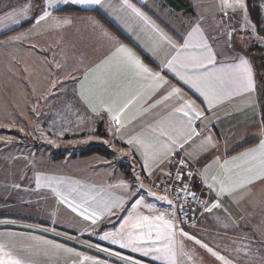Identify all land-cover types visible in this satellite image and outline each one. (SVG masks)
I'll return each mask as SVG.
<instances>
[{"label":"crops","instance_id":"crops-1","mask_svg":"<svg viewBox=\"0 0 264 264\" xmlns=\"http://www.w3.org/2000/svg\"><path fill=\"white\" fill-rule=\"evenodd\" d=\"M187 1L192 4L193 10L178 9L167 0H127V4L132 7L125 5L124 0H103V7L77 3L74 0H53L51 6L49 0H0V94L6 87L13 90L10 79H13L15 73L16 76L20 74L22 61L19 60V55L26 61L29 54L35 58H44L54 78L73 79L70 88L62 87V83L44 88L53 96H40L38 102L45 104L42 108L35 107L33 95L37 92L36 87H29L31 90L27 89V93L32 94L33 104L29 108L32 107L31 113L35 114V118L28 117L23 121L24 132L18 130L19 133L16 134L17 132H12L16 130H12L10 133L18 136L19 138H15L18 141L41 138L39 141L49 143V137H54L61 142L69 134H75L74 131H82L81 127H107L105 123L108 121L113 141L123 149L119 151L120 156L133 158V164L136 162L138 171L143 176V181L145 180L141 182L156 193L152 196L145 188L140 192H133L138 182L128 185L129 181L124 174H118L119 166L100 154L76 155L80 159L94 158L93 170L97 168V174L91 179L85 176L88 175L86 167L79 174L77 168L62 164L67 157L76 160L75 156L59 155L61 160L56 159L55 164L58 165L59 162L61 165L55 168L41 164L31 166L33 156H39L41 145L37 146V150L17 148L11 152L0 151V200L12 197L15 200L8 202L17 203L15 210L6 212L1 211L6 204L0 201V218H6L0 219V222L14 225L16 223H13V219H16L20 221L17 226L21 229L30 228V222H37L42 224L37 228L42 232L49 225L47 234H53L52 231L56 230L53 226L63 230L77 229L84 240L102 243L133 255L147 264H173L168 257L171 253H176L175 247L166 253L164 240L156 241L155 227L152 228L151 238L146 237L141 247L151 248L155 242V247L161 251L152 250L149 255L133 251L131 247H121L120 243H112L111 239L104 240L101 237L105 233L121 231L122 225L125 236L130 231L138 233L139 229H132L130 224H125L129 215L152 218L159 215L160 206L167 201L159 199L163 195L154 190L151 184L148 185L147 179L150 182L151 179L161 182L166 180L174 158L182 155L186 167L196 172L195 182L202 197L201 203L194 210V220L182 232L181 248L188 249L184 252L186 261L189 264H225V261L230 264H264V177L249 179L253 176V173L246 171L252 166L250 158L241 159L243 153L257 148L264 139L260 135L264 119L252 61L240 49L257 40L262 42L263 35L257 27L254 29L258 39L254 37V33L250 34L253 28L250 22L231 24V18L244 12H233L231 9L222 11L219 7L220 0ZM62 8L94 12H57ZM133 9L143 15H138ZM45 12L49 15L40 20ZM95 12L102 14L120 33ZM219 19L222 20L221 24H216ZM227 24L235 25V29L225 34L223 29ZM23 25L27 26L22 27ZM197 25L215 54V69L239 63L237 58L243 57L252 68L254 91L230 89L231 95L222 96L209 105L190 83L181 80L175 72L161 67L163 62L177 55L179 46L183 45ZM216 25L222 26L217 28ZM239 25H248V28H241ZM215 30L223 40L222 46L228 52L227 56L222 55L215 45L212 35ZM169 39L177 47L169 44ZM193 40L200 42V34H196ZM19 45L23 46L22 52L15 48ZM120 45L131 49L144 65L153 72H159L168 83L157 87L150 79H130L122 74L117 75L120 56L113 54ZM192 51L199 52L201 49L181 51V57ZM109 57L112 59L107 64H102ZM176 67L177 71H181L178 65ZM212 70L214 69L210 66L209 71ZM26 71L28 75L25 73V76L32 82L36 73L30 75L28 68ZM63 72L69 74L64 76ZM47 77L50 78L49 74ZM105 78L110 79V84L109 91L103 93L102 99L107 101L112 92L119 90L120 104H127L120 116L123 127L112 120V114L100 102L101 94L97 85ZM43 87L39 88L42 91L40 94L45 93ZM172 88H179L180 93H173ZM14 92L17 89L10 95ZM9 100L11 98L6 97L5 102ZM187 101H194L193 107L203 115L195 118L190 113L185 117L183 111H189L188 108L177 111ZM74 116L76 121L75 126H72L69 121ZM161 131L176 143L163 148L162 145L168 141L167 136H160ZM2 132L6 133L8 130ZM3 136L5 135L0 134V141H3ZM136 137L144 138L146 145L151 146L127 142ZM157 138L160 143L156 142ZM21 143L23 142L19 145L23 147L24 144ZM40 159L41 157L39 161ZM48 178H56L62 183L48 186ZM53 187L63 194L65 201L53 192ZM137 198L139 203L134 206ZM69 204L72 206L69 207ZM73 208L76 210L73 211ZM73 213L76 216L82 213L92 216L95 213V227L86 230L88 224L85 225L84 219L80 220V225H70L69 218ZM61 217L64 221H59ZM96 230L99 232L98 236L88 234L89 231L94 233ZM203 245L224 257V260L215 258L216 261H201L196 256L191 259V251L195 255H213ZM185 259L181 256L180 264Z\"/></svg>","mask_w":264,"mask_h":264},{"label":"rangeland","instance_id":"rangeland-1","mask_svg":"<svg viewBox=\"0 0 264 264\" xmlns=\"http://www.w3.org/2000/svg\"><path fill=\"white\" fill-rule=\"evenodd\" d=\"M258 1V0H257ZM256 0H245V3L247 5V10L246 12L238 15L235 18H231L229 22L236 23V22H241L243 24H246L250 22L253 26L252 30L250 31V34L254 33V37L258 39L257 34L255 32V29L260 30L261 28H264V3L261 1L257 2ZM259 6H257V5ZM251 5L255 7L257 10V14H255V17H253V10L251 8ZM251 16V18H250ZM254 21V22H253ZM222 20L219 19L216 21V24H221ZM256 25V26H255ZM207 26V25H205ZM222 25H216L217 28L221 27ZM223 33L230 32L232 29H235V25H224ZM241 28H248V25H239ZM259 33V32H258ZM213 35V40L215 42V45L219 52L227 56L228 52H226L225 47L222 46V38L218 35L217 30L212 31ZM263 40L262 42H253V44H248L245 45L244 48H240L242 51L245 52V54H250L251 49L253 46H257L259 48H262L263 52L254 55L252 58L256 60L255 58H261V56H264V35L262 36ZM231 41V40H229ZM19 52H22L23 46H18L15 47ZM233 49V47H231ZM16 51V50H15ZM24 53V52H23ZM231 53V52H229ZM233 53V52H232ZM20 58L19 60L22 61V64L20 65V74L17 76L14 74L12 82L10 83L11 87L13 90H8V87L4 88V91H1L0 94V134H3L1 139L3 141H0V151H9L11 152L13 149L17 148H27V149H35L37 150V146L41 145V149L38 155L33 156V160L31 162V166L36 167L39 164L42 166H46L48 168H51L52 166L59 167V162L58 165L55 164V160L59 159V155L65 154L67 156H75L76 160H73L74 158L67 157L65 160L62 162L63 165H67L69 167L77 168L79 171V174L81 171H83V167H86L88 172V175H85L91 179L95 178V175L97 174V168L93 170V164H94V158H88V159H80V157L76 156V153H79L81 150L94 145V144H102V145H107L110 148H112L114 152V158L115 160H128L130 165L132 166L131 168H126L128 170L136 171V177L135 181L138 182V184L133 188V192H140L142 188H145L149 192V188L145 187L141 181H143V176L140 174L138 171V167L134 166L133 164V158L128 157V159L123 158L120 156L119 151H122V147L117 145L113 140V135H112V130L110 127H108V121H106L105 125L102 127H95L93 128H86L87 126L81 127L83 130L82 131H74L75 134H69L67 137H65L61 142H59L58 139L55 140L54 137H49V143L48 142H41L39 140H42L41 138L33 140V141H25L21 140L18 141L19 138L18 136L12 135L10 131L16 130L20 131L22 130L24 132V127H23V121L26 119H34L35 114L31 113L33 104L31 102V97L32 94L27 93V89L34 88L36 87L37 92L33 95L36 104L35 107L42 108L45 106L44 103H40L39 98L40 96L44 97H51L53 95L49 94L46 92L44 88L52 87L54 86L55 83H62V87L70 88L71 83L73 79L71 78H64V77H58L54 78L53 75L51 74V71L48 69V63L46 59L40 58L37 56V58L33 57L32 54H29L26 56V59H23L22 55H19ZM36 60V61H35ZM51 63V61H50ZM26 64L28 71H30V75L33 74L34 72L36 73V77L32 79V82L29 81V77L25 76L28 75L26 71ZM3 68V64H1ZM257 66H260V63L257 62ZM5 69H8V63L5 65ZM64 76H67L69 72H63ZM49 74L50 78L47 77ZM25 78V79H23ZM24 82L23 84L20 82ZM19 81V82H18ZM16 82V83H15ZM19 83V84H17ZM16 84V86H15ZM44 86V87H43ZM50 86V87H49ZM17 87V88H16ZM30 87V88H29ZM43 87L45 93L40 94L39 88ZM17 89V92H14L13 95H10L11 92ZM31 90V89H30ZM7 98H11L8 102H5ZM20 97V98H19ZM29 105L32 107L29 108ZM70 105V104H69ZM22 106H25L23 108ZM93 108H95L93 106ZM71 112H76L75 110H70ZM39 112V111H37ZM42 113V111H40ZM93 112V110H92ZM70 116V115H69ZM90 116V115H88ZM29 117V118H28ZM72 123V126H75V116L70 118ZM87 121V119H85ZM77 126V125H76ZM2 130H8V132L4 133ZM17 132L16 134H18ZM16 140L14 142V140ZM19 142V143H17ZM20 142H23L21 144H24L23 147H21L19 144ZM60 144H64L65 146H60ZM21 150V149H19ZM60 152V153H58ZM58 153V154H57ZM46 155V156H45ZM43 156V157H42ZM45 156V157H44ZM39 157H41L39 161ZM55 158V159H54ZM135 160V159H134ZM175 159L173 160L174 163ZM172 163V166L170 168V173L174 169V165ZM116 165V164H115ZM117 166V165H116ZM120 167L117 168L118 174L124 173L126 169H124L123 165H119ZM135 168V170H133ZM169 173V175H170ZM118 177V176H117ZM196 177V176H195ZM145 181V180H144ZM143 181V182H144ZM128 185L132 186V182H128ZM161 183V181H152L147 179V184H151L152 188L155 189V185ZM142 185V187H141ZM39 193V192H37ZM3 198V197H2ZM240 198V196L238 197ZM7 200V201H6ZM8 200H15V198L10 197L9 199H5L1 202L6 204V206L1 209V211H13L17 208V203L16 202H8ZM2 205L0 204V207ZM47 208V207H46ZM161 206L159 208V211L161 210ZM77 213V212H76ZM82 215V218H81ZM69 222L71 223L70 225H80L79 222L80 220L84 219L85 225L88 224V227H86V230L92 227H95V223L91 222L93 219H87L86 217H91L89 214H70ZM117 216V215H116ZM115 216V218H116ZM195 214H193L189 219L185 221H180L178 224H175L174 222L173 229L171 230L173 232V237L172 240L169 242V240H164V247L167 246V248L173 250V247H175L176 253H175V259H174V264H180L181 263V256L185 259L184 252L188 251L185 250L183 247L181 248L182 245V232L185 228H187L190 223L194 220ZM5 220L6 218H0ZM64 221V219L61 217L59 221ZM167 220V219H165ZM20 221L13 219V223H16L14 225L10 223H2L0 222V243H3L6 245V248L8 251H10L13 255V257L18 258L24 262V264H122V262L114 261L110 258H108L110 253H119V254H126L121 251H117L115 249L109 248L105 245H102V243L95 242L94 240H84L81 235L78 233L80 232L77 229H60L58 226H53L56 230L52 231L53 234H47V231L49 230L47 225L45 227L46 231L42 232L38 230L39 225H42L41 223H29L31 224L30 228L26 229H21L20 226L18 227L17 224H19ZM17 226V227H16ZM44 227V226H42ZM14 229V230H13ZM161 229L164 230L165 232L168 231V229L164 228L163 225H161ZM51 232V233H52ZM88 232V231H87ZM28 233V234H27ZM88 234H94L96 236L99 235L98 230L93 233V231H89ZM88 242V243H86ZM59 245L60 247H57ZM71 251H68V250ZM95 249V251L93 250ZM181 250V251H180ZM98 252V253H97ZM130 255V254H129ZM133 256V255H132ZM198 257L201 261H207V260H213L216 261L215 258L221 257V255H211V254H194L191 251V259L194 257ZM166 264V263H164ZM183 264H189L186 259L184 260Z\"/></svg>","mask_w":264,"mask_h":264},{"label":"snow or ice","instance_id":"snow-or-ice-1","mask_svg":"<svg viewBox=\"0 0 264 264\" xmlns=\"http://www.w3.org/2000/svg\"><path fill=\"white\" fill-rule=\"evenodd\" d=\"M53 0H49V4L51 6ZM77 3H87V4H94L104 6L103 0H74ZM124 4L128 7H132V5L127 4V0H124ZM220 9L222 11H227L231 9L233 12L240 10L241 12H246L247 5L245 0H220ZM137 12L138 15H143L139 13L138 10L133 9ZM49 13L45 12L44 15L40 16V20L45 19ZM39 23V21H37ZM196 34H200L201 40L200 42H194L193 37ZM169 44H173L171 39L168 40ZM173 47H177L173 44ZM188 49H201V51H192L188 55L181 57V51L188 50ZM122 54V55H121ZM114 56H120V63L118 68L116 69L117 75H125L128 76L130 79L135 78H144L150 79L153 81L157 87L167 84L168 82L164 79L159 72H153L149 69L143 62L124 45H120L116 48ZM112 58L109 57L107 60L102 61V64H107ZM239 63L230 64L224 66L220 69H215V54L211 51L210 46L208 45L207 41L204 40L203 35L201 33L200 26L197 25L193 28L192 32L189 33L188 39L184 40L182 46H179L177 50V55L173 56L170 60H166L162 63L161 67L167 68L172 72H175L176 75L179 76L181 80H184L186 83H190L193 88H195L198 92L201 93L202 96L208 101V104L211 105L214 102L218 101L222 96H229L232 94L230 89L234 90H242L245 92L254 91V80H253V73L252 68L249 65L248 61L243 57L237 58ZM181 71H177V67ZM210 66L214 70L209 71ZM184 74H181V73ZM109 84L110 79L105 78L101 80L97 85V90L101 94V104L105 107L106 111L112 114V120L119 124L120 127H123V124L120 123V116L124 112L127 104H120L119 97L120 91L117 90L112 92L110 98L105 101L102 99V95L105 92L109 91ZM171 87V86H170ZM173 93H180L179 88H172ZM167 99V97H165ZM131 101H129L130 103ZM194 101H187L183 104L182 108L177 109V111H183L184 108H188L189 111H183L185 117H188L190 113L193 114L195 118H199L203 115L202 112L196 110L193 107ZM95 110V109H93ZM155 131V129H153ZM260 135L264 136V126L260 129ZM161 137L167 136V134L163 131L160 132ZM210 139V138H209ZM168 143H164L162 145L163 148H167L169 144H175L176 142L172 139V137L167 136ZM129 144H137L144 147H150L151 145H146L145 139L142 137H136L134 140L130 139L127 141ZM157 143H160L159 138H157ZM187 140H185V143ZM183 147V145H180ZM257 157L259 160L257 161ZM250 158L252 166L246 169V171L253 173V176L249 177V179H254L257 177H264V139L260 141V144L257 148L249 150V152L243 153L241 159L248 160ZM189 175H191L189 173ZM54 183L59 184L62 181L57 180L56 178H48V186H52ZM142 187V185H141ZM211 187V185H209ZM53 192L60 197L62 201H65L66 198L63 196L61 192L57 190L56 187L52 188ZM149 194L155 196L156 193L151 192L149 190ZM161 200H167L166 196L159 197ZM139 203V198L134 201V206ZM170 204L171 201H168ZM72 205L69 204V207ZM119 206V205H117ZM76 209L73 208V211ZM83 214V213H82ZM95 217V213L91 217H86L87 219H93ZM95 223V220L93 219ZM125 224H130L132 229H139V232H128L126 236L123 234V225L121 226V231L115 233H105L101 239L109 240L111 239L112 243H120L121 247L127 248L131 247L133 251H141L144 255H149L150 251L155 250L156 252H160L161 249L155 247V242L151 248L141 247V243L145 241L146 237L148 239L152 236V228H156V241L160 240H172L173 232L171 231L174 227L172 221L165 220L164 214L161 213L160 215L156 216L155 218L149 216H136L132 217L129 215L128 220L125 221ZM161 225L164 228L168 229V231H162ZM147 229V231H145ZM183 235H187V233H183ZM194 239V238H193ZM200 243V241H196ZM209 252H211L214 256L217 253L213 252L211 248H208L207 245H203ZM57 247H60L57 245ZM68 251H71L70 249ZM165 252H171V249L165 246ZM119 255V253H117ZM173 261L175 259V254L171 253L168 257ZM221 260H224V257H219ZM130 259V258H127ZM0 264H24V262L18 258L13 257L12 253L7 250L6 245L0 243ZM131 264H138L137 261H131ZM225 264H230V262L225 261Z\"/></svg>","mask_w":264,"mask_h":264},{"label":"built area","instance_id":"built-area-1","mask_svg":"<svg viewBox=\"0 0 264 264\" xmlns=\"http://www.w3.org/2000/svg\"><path fill=\"white\" fill-rule=\"evenodd\" d=\"M261 1L264 2V0ZM173 165L174 169L168 178L156 184L154 190L167 197V202L161 205L162 208L159 211V215L163 213L164 219L178 224L180 221L189 219L194 214V210L201 203L202 197L195 182L196 172L186 167V162L182 155L175 158ZM168 201H171V203L169 204ZM108 256V258L122 262V264H131V261H137L138 264H147L126 254L117 255L110 253Z\"/></svg>","mask_w":264,"mask_h":264},{"label":"trees","instance_id":"trees-1","mask_svg":"<svg viewBox=\"0 0 264 264\" xmlns=\"http://www.w3.org/2000/svg\"><path fill=\"white\" fill-rule=\"evenodd\" d=\"M167 1L171 5H173L174 7L178 8V9H184V10H188V11L193 10L192 4H190L187 0H167ZM257 6H259V5H257ZM251 8L253 10V17L256 18L255 14H257L258 12L255 9V7H253L252 5H251ZM57 12H59V13H67V14H83V13H91V12H94V11H92V10H88L87 11V10H83V9H79V8H62V9L58 10ZM95 13L104 22H106L110 27H112L113 29L117 30L116 27L110 21H108L102 14H100L98 12H95ZM24 26H27V25H23L22 27H24ZM259 32H260L261 35H264V28H261L259 30ZM262 52H263L262 48H259V47H257L255 45L251 49V53L248 54V55L246 54V55L250 57V59L252 61V64H253V68H254L255 73H256L258 88H259L260 97H261L260 98L261 99L260 102H261L262 115H263V119H264V56H261V58H258V59L255 58L256 60H254L252 58L254 55H258V54H260ZM257 62L260 63L259 67L257 66ZM12 132L16 133L18 131H12ZM114 152L115 151L112 148H110L109 146H107V145L94 144V145H91V146L81 150L79 153H76V155L77 156H87V155H91V154H100V155L105 156L106 158L110 159L117 166L123 165L124 169H126V168H131L132 169V166L130 165L131 163H129L128 160H115L116 158L113 157L114 156ZM58 153H60V152H58ZM177 156H179V155H177ZM135 164H136V162L134 163V166H135ZM133 170H135V168H133ZM124 173H125L124 174L125 178L128 181L130 180V182L134 183V181H135L134 179L136 177V171L132 172L131 170L126 169L124 171Z\"/></svg>","mask_w":264,"mask_h":264}]
</instances>
